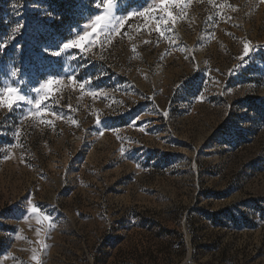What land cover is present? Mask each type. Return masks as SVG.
I'll list each match as a JSON object with an SVG mask.
<instances>
[{
	"label": "rangeland",
	"instance_id": "374dc122",
	"mask_svg": "<svg viewBox=\"0 0 264 264\" xmlns=\"http://www.w3.org/2000/svg\"><path fill=\"white\" fill-rule=\"evenodd\" d=\"M107 2L0 0V264H264V0Z\"/></svg>",
	"mask_w": 264,
	"mask_h": 264
},
{
	"label": "snow or ice",
	"instance_id": "6c2138e0",
	"mask_svg": "<svg viewBox=\"0 0 264 264\" xmlns=\"http://www.w3.org/2000/svg\"><path fill=\"white\" fill-rule=\"evenodd\" d=\"M169 2H175V0H161V6L166 8ZM99 6V5H97ZM112 7V0H108L107 3L104 4V8L106 10H108L109 14L106 15H98L96 17H94V19L92 20L91 24L88 25L87 27H90L92 29V32H96L99 28L101 27H108L109 25V19H110V9ZM143 15V13H142ZM168 17L171 18L172 13L169 11L167 13ZM120 21H117V23H119ZM166 23V21H165ZM112 27L115 28V24H112ZM160 29L158 28L157 31H159ZM89 36L90 33L85 32L84 35L77 37V39L75 40H71L69 43L64 44L62 46V48L60 49V51L58 52H54L53 55H60L61 53L64 52V50L66 49H70V48H81L83 46V44L87 41H89ZM94 42V41H93ZM250 48H249V44L247 42L244 43L243 45V51L245 54H247L249 52ZM13 76H15V72L12 73ZM54 81L53 80H48L45 84L42 85V89L45 92H50L52 90L51 86L53 85ZM25 97L21 96L18 94L17 89L9 87V88H5L3 89L2 93H0V107H8L9 109H11L18 101H24ZM29 103H31V101H28ZM40 105V100L36 101V106ZM28 211L30 213H37L38 209L37 207L34 206H29ZM44 220H48L49 218L47 216L43 217ZM40 221L38 220L37 223H39ZM33 259H36V257H33Z\"/></svg>",
	"mask_w": 264,
	"mask_h": 264
},
{
	"label": "clouds",
	"instance_id": "9594fccd",
	"mask_svg": "<svg viewBox=\"0 0 264 264\" xmlns=\"http://www.w3.org/2000/svg\"><path fill=\"white\" fill-rule=\"evenodd\" d=\"M70 41H71V40H69L68 42H66V43H64V44H67V43H69ZM64 44H63V45H64ZM49 80H51V79H49Z\"/></svg>",
	"mask_w": 264,
	"mask_h": 264
}]
</instances>
